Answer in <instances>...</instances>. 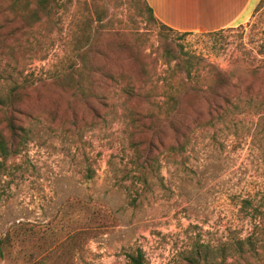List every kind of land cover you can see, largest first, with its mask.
<instances>
[{"label":"rangeland","instance_id":"374dc122","mask_svg":"<svg viewBox=\"0 0 264 264\" xmlns=\"http://www.w3.org/2000/svg\"><path fill=\"white\" fill-rule=\"evenodd\" d=\"M56 22L36 57L23 49L0 54L2 97L25 81L42 94L24 107L30 117H18L28 141L18 155L0 157V264H129L127 256L138 252L144 264H178L193 250L206 252L207 264H220L226 246V264H257L237 253L264 227V114L245 107V96L228 117L209 121L203 112L185 153L160 156L144 177L147 164L135 151L120 92H110L114 109L98 121L86 109H72L71 98L51 83L100 32L143 36L152 84L165 69L166 37L173 49L232 74L241 91L257 89L264 77L251 72L264 71V0L245 23L218 35L161 28L148 20L141 0H60ZM108 56L110 72L138 69L124 55ZM162 141L173 144L170 133Z\"/></svg>","mask_w":264,"mask_h":264},{"label":"trees","instance_id":"16d2710c","mask_svg":"<svg viewBox=\"0 0 264 264\" xmlns=\"http://www.w3.org/2000/svg\"><path fill=\"white\" fill-rule=\"evenodd\" d=\"M141 2L150 22L173 31L159 24L145 0ZM59 7L60 0H0V54L7 50L19 55L23 49L36 57L44 50L46 40L50 39V28L56 27ZM135 10L142 13L140 4L135 5ZM103 20L104 16L98 21L102 23ZM222 32L208 34L218 35ZM141 37L143 36L132 40L121 34L101 37L100 32L97 33V38L77 54L69 70L53 80L51 85L71 98L69 105L72 109H86L98 121L103 120L114 109V103L108 100L110 92L119 91L125 116L131 121V130L136 136L135 151H141L140 157H144V163L147 164L142 168L144 177L147 170L152 171L159 163L160 156L180 157L185 153L195 138L193 125L198 123L203 112L210 117L209 121L228 117L237 109V102L243 95L246 97L242 102L245 107L252 106V110L256 109V112L264 114L263 83L257 89L252 87L255 84H251L241 91L233 82L232 74L220 70L199 56L182 49H173L166 37L161 53L165 69L161 80L152 84L151 70L142 60ZM109 53L124 55L138 69L131 72L108 71L105 61L109 58ZM251 73L255 79L264 77V71ZM148 84L150 85L147 86ZM48 86L47 83L43 84L44 89ZM41 97L40 88L26 81L14 83L6 97L0 95V117L3 124L0 131V157L4 160L18 155L28 141V131L20 124L18 117H30L29 112L23 111L24 107L34 100L40 101ZM93 101L98 109H105L104 114L94 110ZM202 125L203 123L199 128ZM167 133H170L173 144L166 145L162 141ZM160 148V154L153 155ZM245 243L249 248L244 251L239 247L237 253L257 264H264V259L259 258L257 251L258 243L264 244V227L259 231V238L249 237ZM228 250V246L221 250L223 255L220 264L227 263L225 254ZM127 259L129 264H144L140 252L136 255L129 254ZM207 261L206 252L193 250L178 264H207Z\"/></svg>","mask_w":264,"mask_h":264},{"label":"crops","instance_id":"0c3cea01","mask_svg":"<svg viewBox=\"0 0 264 264\" xmlns=\"http://www.w3.org/2000/svg\"><path fill=\"white\" fill-rule=\"evenodd\" d=\"M260 0H145L156 21L182 33H214L245 23Z\"/></svg>","mask_w":264,"mask_h":264}]
</instances>
